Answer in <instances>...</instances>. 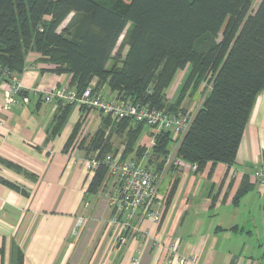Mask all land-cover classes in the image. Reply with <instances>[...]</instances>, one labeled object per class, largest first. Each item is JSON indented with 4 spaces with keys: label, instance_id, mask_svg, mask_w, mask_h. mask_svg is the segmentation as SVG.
<instances>
[{
    "label": "crops",
    "instance_id": "1",
    "mask_svg": "<svg viewBox=\"0 0 264 264\" xmlns=\"http://www.w3.org/2000/svg\"><path fill=\"white\" fill-rule=\"evenodd\" d=\"M38 60L28 55L18 102L8 109L9 81L0 78V264H264V184L254 177L264 167V89L234 163L168 167L161 219L140 215L130 234L123 218L113 222L107 179L88 191L87 136L106 116L87 130L89 116L76 104L51 133L58 103L44 92L69 86L70 76Z\"/></svg>",
    "mask_w": 264,
    "mask_h": 264
},
{
    "label": "trees",
    "instance_id": "2",
    "mask_svg": "<svg viewBox=\"0 0 264 264\" xmlns=\"http://www.w3.org/2000/svg\"><path fill=\"white\" fill-rule=\"evenodd\" d=\"M253 1L0 0V78L10 81L22 73L28 55L36 52L38 61L50 65L47 69L70 76L72 89L91 84L98 91L106 85L116 99L168 113H185L182 102L193 88L195 97L202 93L204 98L176 155L197 171L209 162L233 164L264 89V0L250 12ZM122 36L119 47L127 51L118 62L121 52L116 47ZM186 67L190 72L185 84L171 100L168 89ZM55 101L51 133L59 131L76 105ZM105 116L87 136L91 158L100 161L88 186L91 192L107 179L108 154L121 151L128 158L135 151L134 158H140L147 148L137 141L149 126ZM114 136L124 140L125 148L115 147ZM172 144L170 131L155 135L148 158L156 170H163Z\"/></svg>",
    "mask_w": 264,
    "mask_h": 264
},
{
    "label": "built area",
    "instance_id": "3",
    "mask_svg": "<svg viewBox=\"0 0 264 264\" xmlns=\"http://www.w3.org/2000/svg\"><path fill=\"white\" fill-rule=\"evenodd\" d=\"M10 94L7 97L4 108L8 109L18 102V94L22 90V82L18 75L9 81ZM46 101L64 99L74 102L86 111L90 116L92 111H100L104 115L111 116L114 120L133 119L150 127L151 144L147 145L145 151L150 152L155 143V135L163 130L170 131L174 140L171 154L163 168L156 170L153 166L144 164L146 154L140 158L123 157L121 151L110 153L106 156L107 182L109 185V204L114 210L113 222L122 220L125 230L130 234L136 233L137 227L132 226V221L140 215L148 216L155 221L161 219L164 209L163 198L160 197V187L164 174L171 164L190 168L196 171V165L186 162L177 157V149L188 131L194 117L191 110L177 115L165 112L163 109L151 106L150 104L135 103L131 99H116L113 96L105 95L102 90H95V86L89 84L83 90L78 91L69 86H60L57 90L44 92ZM150 136V135H149ZM88 171L93 174L100 166V161L90 157L87 162ZM254 177L264 184V167H258L254 171ZM88 204V203H87ZM127 235L121 236V239ZM193 261H196L193 259ZM196 264V262H194ZM130 264H140L139 259H133Z\"/></svg>",
    "mask_w": 264,
    "mask_h": 264
},
{
    "label": "rangeland",
    "instance_id": "4",
    "mask_svg": "<svg viewBox=\"0 0 264 264\" xmlns=\"http://www.w3.org/2000/svg\"><path fill=\"white\" fill-rule=\"evenodd\" d=\"M262 0H254L253 1V3H252V7H251V10H250V12H252V11H254L257 7H258V5H259V3L261 2ZM66 22L67 21H65V23L64 24H66ZM123 36L119 39V41H118V43H117V47H116V50H118V48H119V50H120V52H121V57H119L117 60H118V62H120L121 60H122V56L126 53V51H127V47L125 46V47H119L120 45H121V43H122V41H123ZM116 52V51H115ZM113 58L115 59V56H113ZM112 58V59H113ZM114 61H109V67L110 66H112V63H113ZM182 71H184V72H182V73H180L179 75H178V79L175 81V83H174V86H173V88H171L168 92H167V95H168V97L172 100V99H174V100H176L179 96V94H180V92H181V88H182V86H183V84H185V81H186V79H187V76H188V74H189V72H190V67H186V68H184V69H181ZM188 93H189V95H188ZM195 90L192 88V93H190V92H187V97L185 98V100H184V102H182V104H183V107H185V108H187V110L188 109H190L191 110V113H196L197 111H198V109L200 108V106H201V103H202V101H203V98H204V96H203V98H202V96H201V94H199L197 97H195ZM102 112H100V111H92L91 113H90V116L88 117V121H90V125L86 128L87 130H89V129H92V130H94L96 127H97V125L99 124V122H100V119H101V117H102ZM87 121V122H88ZM148 130H150V128L149 127H147L145 130H144V133H142L141 134V136H140V138H139V140L137 141V143L138 144H141V146H143V145H148V144H151V139H150V136H149V132H147ZM94 132V131H93ZM92 134V133H91ZM89 135V134H88ZM114 144H115V147H117V148H125V143H124V140L121 138V137H119V136H114ZM173 139V138H172ZM181 139V138H180ZM180 139H177V140H174L173 139V142L174 143H176L178 140H180ZM183 139V138H182ZM137 143H136V145L134 144V147H136L137 146ZM172 146H174L173 144H172ZM178 150V149H177ZM123 154H124V152H123ZM128 154H130V155H127V157H134V155L136 154V152L135 151H133V152H130L129 151V153ZM146 154V157L144 158V164H146V165H148V166H150L151 164L149 163V158H148V156H149V154H148V152L147 151H145L144 152V154H142V155H145ZM136 156V155H135ZM170 156H172V155H170ZM169 156V157H170ZM178 157V156H177ZM153 168H155L154 166H153Z\"/></svg>",
    "mask_w": 264,
    "mask_h": 264
},
{
    "label": "water",
    "instance_id": "5",
    "mask_svg": "<svg viewBox=\"0 0 264 264\" xmlns=\"http://www.w3.org/2000/svg\"><path fill=\"white\" fill-rule=\"evenodd\" d=\"M187 134V132L185 133V135ZM185 135H184V137H185ZM184 137H183V139H184Z\"/></svg>",
    "mask_w": 264,
    "mask_h": 264
}]
</instances>
